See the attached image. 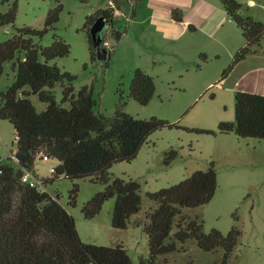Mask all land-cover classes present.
Instances as JSON below:
<instances>
[{"label":"trees","instance_id":"1","mask_svg":"<svg viewBox=\"0 0 264 264\" xmlns=\"http://www.w3.org/2000/svg\"><path fill=\"white\" fill-rule=\"evenodd\" d=\"M220 1L245 38L232 64L223 71L222 77H226L235 64L257 52L256 45L261 44L264 36V22L245 14L240 0ZM116 8L109 5L87 17L84 30L91 42L93 60L98 56L91 26L102 14L112 28ZM62 9L63 4L59 2L49 9L42 28L20 27L0 43V76L8 61H13L16 71L14 82L1 92L0 118L8 119L15 127V155L19 163V166L12 164L11 156L0 158V264H157L160 256L182 249L179 242L188 239H195L206 251L223 247L220 264H227L239 242L241 229L234 225L226 234L218 228L206 232L203 220L183 213L185 207L206 204L216 194L218 173L214 161L207 169H197L180 182L148 192L158 206L147 213L143 222V230L149 237V256L141 257L138 263L123 243L105 245L85 241L75 217L60 201L59 195L23 180L25 169L35 170L39 155L57 159L51 175L43 177V182L48 185L61 177H91L103 183L105 189L85 202L82 212L86 217H94L107 199L115 197L112 225L125 229L131 217L142 209L141 183L133 178L113 176L110 168L115 162L134 159L155 130L167 124L180 127L156 116L139 118L124 111L123 94L114 115L96 111L93 86L76 89L77 74L63 69L56 61L70 54L71 44L57 33L49 45L35 40L55 29ZM17 10V1L6 11L0 8V26L13 23ZM183 15L181 9L173 10L175 19L182 20ZM119 32L118 39L124 33ZM110 57L111 50L104 59L107 64ZM57 83L62 86L60 100L51 90ZM32 93L47 103L44 110L36 108L30 98ZM155 93V77L137 68L130 96L148 104ZM235 97L233 120H221L217 129H192L210 134L235 133L240 137L264 138V94L239 90ZM67 102L70 106L65 105ZM177 155L178 150L171 149L165 162L171 164ZM78 191L79 186L75 184L70 190V204L77 203Z\"/></svg>","mask_w":264,"mask_h":264},{"label":"rangeland","instance_id":"2","mask_svg":"<svg viewBox=\"0 0 264 264\" xmlns=\"http://www.w3.org/2000/svg\"><path fill=\"white\" fill-rule=\"evenodd\" d=\"M17 1V17L13 23L0 26V43L23 26L42 28L50 8L63 4L55 29L42 38L49 45L57 33L71 44L70 54L56 59L59 66L77 74L74 85L93 86L97 100L95 110L107 116L115 114L123 100L124 111L139 118L153 116L177 123L155 130L132 160L115 162L110 168L113 176L135 179L141 183L142 209L134 214L127 228L112 225L115 197L107 199L102 210L94 217H86L82 207L96 192L105 189L101 182L91 177L71 179L61 177L44 188L54 195L75 217L78 230L85 241L112 245L123 243L134 260L149 256V237L143 230L147 213L158 206L148 195L188 177L197 169H207L212 161L218 173V189L211 201L197 207H185L183 213L198 217L204 222V230L218 228L225 234L232 226L241 229L239 242L227 264H264V138L240 137L235 133L210 134L192 128L217 129L221 120H233L236 116L235 93L212 87L204 90L209 79L221 75L232 64V57L212 42L207 59L193 53L191 46H183L181 53H170L139 24H132L133 12L140 17L143 8L138 0H0V8L8 10ZM119 3L120 13L114 26L105 32V45L111 50L107 64L103 59H92L91 42L84 30L88 15L106 8L110 2ZM245 14L255 15L264 22V0H240ZM118 6V5H116ZM119 31H123L120 39ZM187 45V44H186ZM257 52L264 53V36ZM143 68L155 77L156 93L148 104H142L130 96L134 71ZM13 61L5 63L0 76L1 92L14 82ZM27 88H30L27 86ZM56 98H62L61 83L51 88ZM200 94V92H202ZM39 111L47 107L38 94L30 95ZM70 106V103H66ZM187 127V128H186ZM15 127L8 119L0 118V158L11 156L10 162L19 166L16 158ZM171 149L178 155L167 164L165 157ZM57 159H44L39 155L35 174L42 179L51 175ZM78 184L77 203H69L70 190ZM176 227L173 229V232ZM183 248L160 256L157 264H220L224 248L206 251L195 239L179 242Z\"/></svg>","mask_w":264,"mask_h":264},{"label":"crops","instance_id":"3","mask_svg":"<svg viewBox=\"0 0 264 264\" xmlns=\"http://www.w3.org/2000/svg\"><path fill=\"white\" fill-rule=\"evenodd\" d=\"M138 2L143 8L142 16L140 17V12L135 9L131 25L139 24L143 33H147L145 35H149L154 41L157 37L170 53H181L183 46L190 45L193 53L204 54V59H207L210 53H220V56L223 52L234 59L236 52L245 42L241 28L220 0ZM110 5L117 7V17L120 13L119 3L112 1ZM174 9L183 11L182 20L174 18ZM212 42L221 46L224 51L210 52ZM222 74L209 79L203 91L217 87L235 94L239 90L264 94V53H252L235 64L226 77H222Z\"/></svg>","mask_w":264,"mask_h":264},{"label":"water","instance_id":"4","mask_svg":"<svg viewBox=\"0 0 264 264\" xmlns=\"http://www.w3.org/2000/svg\"><path fill=\"white\" fill-rule=\"evenodd\" d=\"M109 30L104 15H99L91 26V37L96 45L97 56L99 59H106L109 56V49L105 45V32Z\"/></svg>","mask_w":264,"mask_h":264},{"label":"built area","instance_id":"5","mask_svg":"<svg viewBox=\"0 0 264 264\" xmlns=\"http://www.w3.org/2000/svg\"><path fill=\"white\" fill-rule=\"evenodd\" d=\"M15 140H17L15 138ZM44 159H50L47 155H43ZM17 158V157H16ZM18 160V159H17ZM52 170L54 169V166L51 167ZM23 180L25 182H29L32 185L39 186L42 190H45L44 186L46 185L42 179H40L36 174L34 170L25 169L23 174ZM45 184V185H44Z\"/></svg>","mask_w":264,"mask_h":264},{"label":"flooded vegetation","instance_id":"6","mask_svg":"<svg viewBox=\"0 0 264 264\" xmlns=\"http://www.w3.org/2000/svg\"><path fill=\"white\" fill-rule=\"evenodd\" d=\"M109 29H111V26H109Z\"/></svg>","mask_w":264,"mask_h":264}]
</instances>
